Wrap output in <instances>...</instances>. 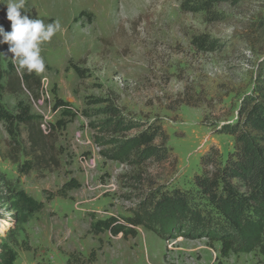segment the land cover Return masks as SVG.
<instances>
[{
    "label": "rangeland",
    "instance_id": "rangeland-1",
    "mask_svg": "<svg viewBox=\"0 0 264 264\" xmlns=\"http://www.w3.org/2000/svg\"><path fill=\"white\" fill-rule=\"evenodd\" d=\"M6 12L0 4V26L10 32ZM21 13L62 27L41 45L45 71L34 72L51 105L31 114L55 124L57 97L78 115L54 133L52 156L44 147L46 170L35 164L43 153L31 149L26 128L16 125L11 140L0 122V264L6 252L14 264H67L71 253L91 250L93 264H264V228L241 236L194 185L211 148L233 151L222 130L256 96L264 0H25ZM8 49L0 43V106L16 115L29 97L21 72L7 73ZM152 132L156 156L148 157L139 137ZM25 164L37 168L19 173ZM73 180L80 186L66 198L47 199ZM18 192L43 209L23 212ZM135 214L153 231L89 233L97 220ZM226 234L240 252L222 259L214 240Z\"/></svg>",
    "mask_w": 264,
    "mask_h": 264
},
{
    "label": "trees",
    "instance_id": "trees-1",
    "mask_svg": "<svg viewBox=\"0 0 264 264\" xmlns=\"http://www.w3.org/2000/svg\"><path fill=\"white\" fill-rule=\"evenodd\" d=\"M16 69L14 64L9 63L7 73ZM21 74V81L26 88L25 92L28 94L29 103L19 101L16 115L9 114L0 106V122L4 123L11 140L15 139L16 125H23L26 128L31 149L37 151L40 147L43 153V157H35V164L46 165V170L49 163L48 160L43 162L44 147H47V151L52 156V150L55 149L56 143L54 133L63 131L77 117L78 113L68 103L55 97L52 110L56 112L61 109V118L55 124L42 123L38 116L31 114V106L51 105L47 98V92L34 72L29 73L24 70ZM254 93L255 97H245L241 102L237 122L222 130L223 134L233 137V151L224 157L218 149L211 148L206 155L200 158L202 173L194 177V185L201 196L241 236H244L252 228L259 233L264 228V64L260 68L259 85ZM156 136L157 134L152 132L139 137V145L147 147L148 157L156 156L154 150L149 148ZM163 137L165 142L167 136L163 134ZM148 148L150 150H147ZM51 156L49 161L52 162L54 157L51 158ZM54 165L58 166L57 161L56 163L54 161ZM32 167L36 166L25 164L19 168V173H29L33 170ZM79 186L73 180L56 194L48 196L47 199L66 198L68 192L79 188ZM18 199L22 211L27 214L32 215L43 209L42 202L33 200L24 192H18ZM164 205L165 203L161 205L159 203V208H164ZM141 226L153 231L138 214L132 218L112 216L95 221L91 225L89 233L93 236L108 233L112 237L134 238L137 235L136 229ZM214 241L221 245L220 257L222 259H227L230 255L240 252L232 234L222 235ZM255 247L256 244L243 249L242 252L252 251ZM25 250H29L28 246H25ZM16 259L15 253L6 252L1 264H14ZM95 261L96 253L91 250L86 257L80 253H71L68 256L67 264H93Z\"/></svg>",
    "mask_w": 264,
    "mask_h": 264
},
{
    "label": "clouds",
    "instance_id": "clouds-1",
    "mask_svg": "<svg viewBox=\"0 0 264 264\" xmlns=\"http://www.w3.org/2000/svg\"><path fill=\"white\" fill-rule=\"evenodd\" d=\"M0 4H6V17L11 21L10 32L0 26V43L9 45L8 51L13 54L12 61L17 71L43 73L45 61L41 55V45L62 30L60 22L56 20L45 24L41 19L22 15L25 0H0Z\"/></svg>",
    "mask_w": 264,
    "mask_h": 264
}]
</instances>
